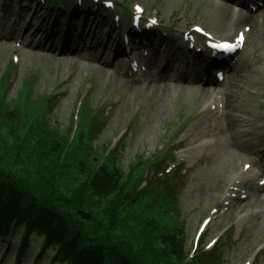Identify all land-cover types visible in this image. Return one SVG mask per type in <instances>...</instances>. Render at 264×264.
<instances>
[{
  "label": "rangeland",
  "instance_id": "obj_1",
  "mask_svg": "<svg viewBox=\"0 0 264 264\" xmlns=\"http://www.w3.org/2000/svg\"><path fill=\"white\" fill-rule=\"evenodd\" d=\"M119 2L129 11L133 3L141 4L150 13L158 11L162 27L174 35L172 38L176 45L180 42L182 30H188L193 24L201 25L217 37L229 35L244 24L249 25L250 30L246 33V41L237 55L236 63L231 70L226 69L222 85H203L185 79V74L198 72L205 75L204 62L191 53L189 61L180 51L174 54L173 47L167 50L165 40H158L161 43L157 48L149 46L150 61L154 64L153 76L145 75L143 82H134L122 73L124 59L113 58L114 51L111 43H108L109 38L113 40V34L107 26L101 29L98 24V28H94L95 21L87 20L80 22L74 30L73 26L65 28L63 24L52 30L53 40L44 41V36L50 37L49 32L46 33V25L37 36L33 35L35 28L39 27V20L35 21V26L26 29L28 24H32L30 9L17 3L3 5V0H0V30L15 33L18 38L25 33L23 42H20L21 49L18 50L19 62L11 72L15 79L7 99L17 96L22 82L29 86V97L35 101L49 93L57 96L49 121L60 133L68 129L79 98L86 96L87 108L91 110L105 103L106 124L93 143L92 152L98 153L110 142H116L132 125L124 140V149L119 154L118 166L123 178L138 161L160 148L171 131L172 135L165 142L168 146L178 138L174 134L177 129L179 133L189 129L178 146L185 150V163L180 169L181 182L174 193L179 199V220L184 224L185 248L189 250L200 220L212 206L219 205L227 182L233 174L242 170L243 163L251 164L264 174V11L254 18H248L241 12H235L229 0ZM19 13L25 14L26 19L21 17L19 22ZM40 16L42 13L37 11L36 17ZM240 17L242 21L237 22ZM82 30L90 35L84 39H74L70 51L62 52L67 32H71L74 38L81 35ZM8 37L3 34L0 40V76L3 70L8 69L11 53L15 52L14 41ZM105 38H108L107 41ZM45 43L48 45L43 46ZM137 44L140 45L138 41L133 42V46ZM168 62L171 68L159 74V69ZM212 94L220 98L222 106L219 112L205 116L201 111L202 106ZM131 119L134 121L132 124ZM2 131L6 134V130ZM204 140L209 142L208 146L201 150L199 159L190 165L193 157L191 151ZM25 163L26 160L21 162L20 158L11 155L5 161H0V166L21 175L27 170L25 167L33 168L32 164ZM75 177L70 181L72 184L83 180L77 172ZM247 210L251 213L235 234L234 222L238 215ZM227 227L232 228L222 248V264H240L258 246L260 250L252 264H264V200L252 203L237 201L223 214H217L206 229L207 240ZM19 237L16 235L11 240L7 250L6 243H0V264H16L14 251ZM37 238H32L28 254L21 264H30V257L41 241V238ZM5 250L7 253H4ZM37 264H47V261L42 259Z\"/></svg>",
  "mask_w": 264,
  "mask_h": 264
},
{
  "label": "trees",
  "instance_id": "obj_2",
  "mask_svg": "<svg viewBox=\"0 0 264 264\" xmlns=\"http://www.w3.org/2000/svg\"><path fill=\"white\" fill-rule=\"evenodd\" d=\"M7 82L1 74L0 161L13 155L33 168L18 175L0 166V236L22 228L23 249L36 234L63 264H183L181 228L174 227L165 205L150 213L143 207L146 191L135 198L133 172L140 161L123 178L114 154L104 159L84 139L96 134L97 123L91 124L100 112L84 106L77 140L67 148L69 128L60 133L46 115L50 97L35 101L28 89L7 99ZM75 172L83 180L72 184Z\"/></svg>",
  "mask_w": 264,
  "mask_h": 264
},
{
  "label": "snow or ice",
  "instance_id": "obj_3",
  "mask_svg": "<svg viewBox=\"0 0 264 264\" xmlns=\"http://www.w3.org/2000/svg\"><path fill=\"white\" fill-rule=\"evenodd\" d=\"M218 47H227L228 45H217Z\"/></svg>",
  "mask_w": 264,
  "mask_h": 264
},
{
  "label": "bare ground",
  "instance_id": "obj_4",
  "mask_svg": "<svg viewBox=\"0 0 264 264\" xmlns=\"http://www.w3.org/2000/svg\"><path fill=\"white\" fill-rule=\"evenodd\" d=\"M242 19H243V18H241V17H240V19H239V20H237V22H238V21H240V22H241V21H242Z\"/></svg>",
  "mask_w": 264,
  "mask_h": 264
}]
</instances>
